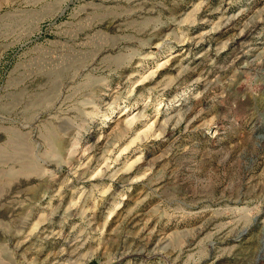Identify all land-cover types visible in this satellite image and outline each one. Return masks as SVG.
Here are the masks:
<instances>
[{
  "label": "rangeland",
  "instance_id": "1",
  "mask_svg": "<svg viewBox=\"0 0 264 264\" xmlns=\"http://www.w3.org/2000/svg\"><path fill=\"white\" fill-rule=\"evenodd\" d=\"M0 264H264V0H0Z\"/></svg>",
  "mask_w": 264,
  "mask_h": 264
}]
</instances>
